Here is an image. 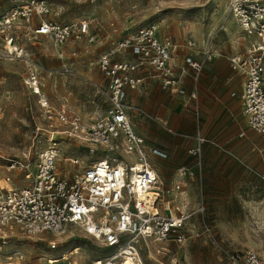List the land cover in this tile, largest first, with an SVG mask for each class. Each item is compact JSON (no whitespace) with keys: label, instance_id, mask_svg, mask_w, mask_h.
<instances>
[{"label":"built area","instance_id":"1","mask_svg":"<svg viewBox=\"0 0 264 264\" xmlns=\"http://www.w3.org/2000/svg\"><path fill=\"white\" fill-rule=\"evenodd\" d=\"M48 13L43 0H25L0 15V56L9 60L24 57L21 37L29 41L44 37L62 46L87 35L86 20L57 24L44 18ZM227 13L246 35L257 39L248 55H234L229 63L245 77L239 97L248 126L264 138V0H227ZM186 44L189 49L195 46L191 40ZM174 50L172 40L153 23L121 36L98 57L107 105L102 116L89 121L66 104L57 111L50 108L41 97L38 76L29 74L24 83L38 97L44 125L35 126L23 159H6L7 174L0 177V253L9 244L12 230L27 237L54 236L69 224L79 225L104 249L103 257L87 264L137 263L142 260V246L184 245L190 237L186 224L203 210L200 204L193 207L185 195L186 181L194 177V170L185 165L177 167L173 183L164 186L149 154L161 158L168 154L148 148L133 130L126 93L151 77L171 93L187 94L189 100H195V86L188 92L176 72ZM204 55L215 56L211 41H207ZM183 61L194 72L195 83L203 62L191 55ZM61 136L84 143L87 152L96 156L94 161L81 165L80 157L64 156ZM42 140L46 145L37 151L33 162L31 148ZM197 141L198 146L189 150L192 155L199 154L203 138L197 137ZM121 152L134 158L125 159ZM14 171L19 173L15 179L11 177ZM46 245L51 251L57 248L54 240L46 241ZM162 251L155 249L156 254ZM4 258L3 264H35L17 249ZM59 262L58 257H47L43 264ZM220 264L264 262L253 250H230Z\"/></svg>","mask_w":264,"mask_h":264},{"label":"rangeland","instance_id":"2","mask_svg":"<svg viewBox=\"0 0 264 264\" xmlns=\"http://www.w3.org/2000/svg\"><path fill=\"white\" fill-rule=\"evenodd\" d=\"M25 0H0V15ZM49 8L44 16L57 24L86 20L88 33L78 41L55 46L38 37L34 41L20 38L26 55L20 60L0 56V177L7 174L6 159H23L31 146L36 125L43 126L38 97L32 95L24 81L34 72L41 84V97L50 108L66 104L84 121L98 118L106 108L104 76L97 67L98 57L127 32L148 23L155 24L175 45L173 63L183 62L189 53L187 40L195 46V55L205 58L207 41L214 53L246 56L257 41L246 35L227 13V0H43ZM58 51L62 54L60 56ZM29 62L30 66L25 62ZM98 72L101 74L99 76ZM51 73V74H50ZM99 88V92L96 91ZM243 132L251 138L248 125ZM170 136L176 133L160 128ZM64 156L80 157L81 165L89 164L95 155L87 152L84 143L60 138ZM233 143L200 144L198 155L189 156L185 166L192 167L194 177L186 181L185 195L193 207L203 206L186 224L189 239L183 246L149 244L141 247L144 264H220L230 250H253L264 262V147L254 141L255 160L235 151ZM237 143V144H235ZM43 140L32 148L30 160L45 147ZM232 145V146H231ZM251 149V148H250ZM97 155V154H96ZM125 159L134 157L121 152ZM17 171L11 177H18ZM25 183V182H23ZM22 184V183H21ZM166 180L164 186H167ZM11 239L1 248L4 255L16 249L24 252L35 264L63 255L69 259L59 264H87L103 257L105 252L98 240L88 236L78 225L69 224L56 235L27 237L12 230ZM41 238V239H40ZM54 240L57 248L49 250L46 241ZM163 249L159 254L155 249Z\"/></svg>","mask_w":264,"mask_h":264},{"label":"crops","instance_id":"3","mask_svg":"<svg viewBox=\"0 0 264 264\" xmlns=\"http://www.w3.org/2000/svg\"><path fill=\"white\" fill-rule=\"evenodd\" d=\"M187 49L189 53L185 56L191 55L203 62L198 80L193 82L194 72L185 67L184 61L174 65L186 90L189 92L195 86V100H189L187 94L171 93L151 77H146L139 87L126 90L133 130L144 139L148 148L168 154L167 158L149 154L150 163L164 184L167 180V186L174 181L175 169L189 162L187 153L198 146L197 137L203 138V146L214 142L229 145L239 139L235 151L240 156L248 154L251 160L256 158L255 154L248 153L254 148L253 142L264 144V138L250 128L251 138L243 132V126L248 122L242 113L239 95L245 77L239 71L232 70L229 59L234 55L215 53L213 57L199 58L194 54L196 48ZM162 127L176 133L175 136L162 132ZM263 151L264 147L258 149L259 153Z\"/></svg>","mask_w":264,"mask_h":264},{"label":"bare ground","instance_id":"4","mask_svg":"<svg viewBox=\"0 0 264 264\" xmlns=\"http://www.w3.org/2000/svg\"><path fill=\"white\" fill-rule=\"evenodd\" d=\"M58 54L59 55H61V53L58 51ZM6 59V58H5ZM7 60H9V59H7ZM26 64H28L29 66H30V63L27 61V62H25ZM51 74V73H50ZM92 119H94V118H92ZM89 120H91V119H89ZM0 185H2V182H0ZM79 226V225H78ZM64 231V229L62 230V231H60V232H63ZM60 232H58V233H60ZM57 233V234H58ZM32 237V236H31ZM30 238V237H29ZM33 238V237H32ZM55 257H57V256H52V257H49V258H51V259H55ZM58 258H60V260H62V262H64V261H67L68 259H69V257L68 258H64L63 257V255H60L59 254V256H58ZM128 264H144V262L141 260L140 262H137V263H128Z\"/></svg>","mask_w":264,"mask_h":264}]
</instances>
